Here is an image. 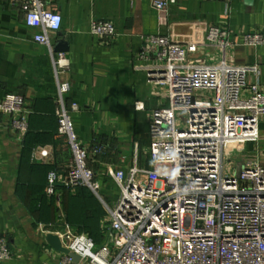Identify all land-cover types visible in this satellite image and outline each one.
Returning a JSON list of instances; mask_svg holds the SVG:
<instances>
[{"label":"built area","instance_id":"obj_1","mask_svg":"<svg viewBox=\"0 0 264 264\" xmlns=\"http://www.w3.org/2000/svg\"><path fill=\"white\" fill-rule=\"evenodd\" d=\"M18 1L25 24L38 29L34 41L47 46L51 57L56 135L70 153L62 184L87 187L106 211L101 243L68 225L54 233L79 256L75 264H264V163L252 155L242 160L236 174L223 167L228 146L241 150L259 138L264 89L261 81L249 83L248 75H260V64H207L190 59L168 35H140L139 58L155 61L149 76L153 83L166 86L167 105L154 109L149 122L151 167L135 164L127 173L108 168L118 188L114 203L109 204L99 194L89 166L90 158L106 147L97 142L86 147L78 140L71 114L79 106L66 103L69 83L64 74L70 61L63 52L52 51L50 36L60 29L61 15L48 9L45 0ZM175 1L152 0V6L161 17ZM90 32L110 39L116 29L111 21L93 20ZM229 34L228 28L209 25L204 37L208 44L227 47ZM263 41L261 31L242 35L243 45ZM197 92L206 96H195ZM134 108L142 110L144 104L135 102ZM26 114L23 96L7 93L0 98V115L9 116L10 127L19 133L27 131ZM54 183L51 172L47 193L54 192ZM10 256L7 239L0 234V264ZM61 262L73 264L64 254Z\"/></svg>","mask_w":264,"mask_h":264},{"label":"crops","instance_id":"obj_2","mask_svg":"<svg viewBox=\"0 0 264 264\" xmlns=\"http://www.w3.org/2000/svg\"><path fill=\"white\" fill-rule=\"evenodd\" d=\"M46 7L61 15L60 29L50 36L51 47L61 41L70 65L64 74L69 83L66 103H77L72 121L78 140L86 147L101 143L106 150L91 157L98 192L113 204L118 188L108 168L123 170L133 165L150 168L149 122L153 110L167 105V88L152 82L149 72L155 61L142 60L140 35L160 33L180 43L190 59L231 65L260 64L261 74L248 75V82L261 81L264 89V41L243 45L242 35H264V0H176L163 16L152 0H45ZM93 20L111 21L116 34L100 38L90 32ZM209 25L228 28L230 45L218 47L205 41ZM38 29L25 24L18 0H0V98L7 93L24 97L28 128L19 133L10 117L0 115V234L11 251L1 264H62L63 254L47 244V233L67 225L75 233L88 218L75 188L62 184L70 153L56 135V84L47 46L34 41ZM194 47V48H193ZM193 48V49H192ZM135 102L144 108L136 110ZM254 152L264 163V118ZM46 152L43 154V152ZM244 160V159H242ZM55 174L54 192L47 193L48 177ZM43 195L29 201L30 195ZM93 194L88 203L103 215L97 219L103 241L106 211ZM84 198L89 200L84 194ZM83 198V199H84ZM30 203V205H29ZM29 207L37 209L29 213ZM87 210V208H86ZM95 221V219H93Z\"/></svg>","mask_w":264,"mask_h":264},{"label":"trees","instance_id":"obj_3","mask_svg":"<svg viewBox=\"0 0 264 264\" xmlns=\"http://www.w3.org/2000/svg\"><path fill=\"white\" fill-rule=\"evenodd\" d=\"M65 187V186H64ZM66 189H70L68 187H65ZM77 190V196L80 197V202L81 205L83 204L84 206V210H85V214L88 216L87 219L84 220L83 225L81 226V229L84 230L85 234L88 235L90 238H92L96 243H98L100 241L101 238V231H100V227H98L97 225V219L100 218V216L103 215V209L99 206L98 209H94L91 207H89L88 203H91L93 200V194L92 192L85 186H77L74 187ZM54 189V186H53ZM84 194L86 195V197L89 200H86V198H84ZM43 196V195H30L29 196V201L32 203L33 201H37L39 200V198ZM84 198V199H83ZM30 205V203H29ZM87 208V210H86ZM29 213L33 214L34 212L37 211V209H35V207H29ZM95 219V221L93 220ZM67 225L70 227V223L71 219L69 217V215H67Z\"/></svg>","mask_w":264,"mask_h":264},{"label":"rangeland","instance_id":"obj_4","mask_svg":"<svg viewBox=\"0 0 264 264\" xmlns=\"http://www.w3.org/2000/svg\"><path fill=\"white\" fill-rule=\"evenodd\" d=\"M204 94V95H203ZM206 96V93L197 92L195 96ZM255 143H245L241 148L238 149L235 145H230L224 150L223 155V167L226 173L232 172L236 174L242 168V159L250 158L252 156V152H254ZM159 170H164L166 167H159Z\"/></svg>","mask_w":264,"mask_h":264},{"label":"water","instance_id":"obj_5","mask_svg":"<svg viewBox=\"0 0 264 264\" xmlns=\"http://www.w3.org/2000/svg\"><path fill=\"white\" fill-rule=\"evenodd\" d=\"M67 45L61 41L57 42L53 47V52H63L66 51ZM47 244L55 251L56 253L68 255L72 259V263L75 264L79 261V256L70 252L66 247L62 245L60 238L54 233H47L45 236Z\"/></svg>","mask_w":264,"mask_h":264}]
</instances>
